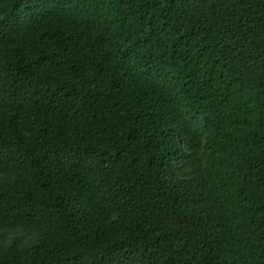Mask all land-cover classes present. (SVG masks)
<instances>
[{
	"label": "trees",
	"instance_id": "trees-1",
	"mask_svg": "<svg viewBox=\"0 0 264 264\" xmlns=\"http://www.w3.org/2000/svg\"><path fill=\"white\" fill-rule=\"evenodd\" d=\"M0 264H264V0H0Z\"/></svg>",
	"mask_w": 264,
	"mask_h": 264
}]
</instances>
